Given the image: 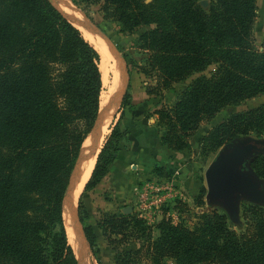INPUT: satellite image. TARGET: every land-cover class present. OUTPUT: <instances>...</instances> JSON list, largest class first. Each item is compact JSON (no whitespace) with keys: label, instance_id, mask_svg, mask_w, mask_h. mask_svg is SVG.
Masks as SVG:
<instances>
[{"label":"trees","instance_id":"trees-1","mask_svg":"<svg viewBox=\"0 0 264 264\" xmlns=\"http://www.w3.org/2000/svg\"><path fill=\"white\" fill-rule=\"evenodd\" d=\"M80 1H102L106 20L117 22L121 34L138 33L135 38L148 51L142 72L155 73L156 94L213 68L209 76L193 79L172 107L155 110L164 147L186 156L194 136L199 151H215L238 137L264 132V102L217 119L227 107L264 94V40L259 48L254 37L258 0H210L209 9L199 0ZM100 26L119 46L110 25ZM99 64L98 50L53 0H0V264H79L68 241L64 199L101 108ZM121 105V118L134 108L127 92ZM205 121H214L213 127L198 134ZM124 131L113 128L85 190L102 181L126 148ZM251 168L264 179V154L251 161ZM155 171L165 175L161 165ZM200 183L198 204L207 193ZM248 213L243 232L217 210L200 214L194 228L163 219L154 240L150 226L134 213L108 214L98 228L122 234L121 242L131 227L154 264L167 259L264 264V208L250 205L246 219ZM80 220L95 249L96 228ZM140 252L124 248L116 264H133ZM98 263L104 264L101 256Z\"/></svg>","mask_w":264,"mask_h":264},{"label":"rangeland","instance_id":"rangeland-1","mask_svg":"<svg viewBox=\"0 0 264 264\" xmlns=\"http://www.w3.org/2000/svg\"><path fill=\"white\" fill-rule=\"evenodd\" d=\"M147 1H150V0H147ZM205 1H206V3H205ZM53 2L69 18H71V16L74 15V12L70 16V14H68L62 8V6H64V5L69 6L72 10L78 12V15L80 18H82V19L86 18L87 20H90L93 24H95L96 26L99 24H102L103 26H109L110 25L111 33L119 41V46L117 44L114 45L115 50L120 56H122L124 58L125 66H126L127 71H128L127 75H129V82H128V87H127L126 92H127V94H129L130 99L132 98V96H136V98H142L146 95V93L154 96V99H156V100H154L155 105H154V108H151L150 115H153L155 110L162 107L163 105H165L166 107H172L175 104V102L178 100V98L180 97L182 91L192 82L193 79H195L199 76H202V75L209 76L211 73V70H213V68H211V69L206 70L204 72L195 73L191 77H189L188 79H186L184 81L174 83L172 85V89L171 88L165 89V90L160 91L159 94H156L155 90L158 87L156 86L157 85V78H156L155 73L153 75H146L142 72L143 68H146L148 65V51L144 48L142 43L137 38H135L138 33H135L133 35L121 34L119 31L120 29H119V25L117 22H115L114 20H106V18L104 16V12L102 10V4H103L102 1L93 2L90 4L83 3L80 0H53ZM199 3L204 9H209L210 0H199ZM59 4H61L62 6ZM78 15H76V16L78 17ZM255 24L257 25L256 27L254 26V37H255V41H256L257 40L256 31H258V29L260 30L258 25L262 24V20L260 19ZM82 29H84V28H82ZM82 29H81V31H82ZM103 43L105 44V48H104L105 53L112 57L110 63L112 64L114 62V60H117L118 62L122 63L121 59L117 55H114L110 52L109 49H111V50L113 49L111 47V45L106 40ZM259 45L260 44L258 42L257 46L260 47L261 45L260 46ZM122 72L125 74V69H124L123 63H122ZM125 84H126V74L121 79L119 77L118 84L116 87H114V90L112 92L111 91L109 92V89L113 88V87H110V88H104L103 87V89H102L101 93L104 95L105 98H108V99L107 100L105 99L107 102H105V100H103L104 102H102V99H101V104H100L101 105V112H102L101 121H102V119H103V121L106 120V118L103 117L104 114L107 115L106 117H107L108 121H107L106 127H105L107 132L105 134L106 136L104 137V141L102 143L101 150L105 146V144H106L108 138L110 137L112 130L115 126L117 127L119 132L121 130L122 131L125 130L123 120L122 119L120 121L118 120V118L120 116H122V112H123L122 105L120 104L121 103L120 99H121V95H122V92L124 90ZM106 96H108V97H106ZM263 100H264V97L259 96V97L253 98L251 100L244 101V102L237 104V105H231V106L227 107L222 113H220L218 115L217 119H219L221 117L227 118L232 113L245 111L247 109L254 108V107L258 106ZM157 103H160L159 106H157ZM155 118H157V115L155 116ZM213 123H214V121L213 122L212 121L203 122L198 134L204 133L207 130H209L211 127H213ZM156 124H157V121H156ZM159 130H161V132H163L162 127H159ZM89 135L86 138L84 144L89 139ZM194 137L191 141L193 144L192 148L190 150L189 149L187 150L186 156H188V157L184 158L185 167H184V164H182V167H181V169H182L181 174L184 173V175H185V177H183V178L181 177V178H182V180L188 182L189 187L185 186V184L183 185L184 181L179 182L180 179L178 178V175H172V173H168L169 179H175V181L178 182L179 185H181L180 187H183V189H181V190L184 191L187 199L184 201L183 200L180 201L179 204L177 205V207H175V209L170 211L172 213V215H175V218L171 217V218H164V219L170 221L171 223H173L175 225L182 224L188 228H194L195 225L199 222L198 216L200 214H203L204 212H211L213 210H217L221 213L227 214V216L229 218L230 225L236 231L243 232L247 228L248 218L250 215L248 213L247 219H246V215H244L245 209L248 208V206H250V205L255 204V205L262 206V204L254 202L253 200L249 199L248 197H246L244 195H238L237 205H238L239 221L235 222L231 218V214H230L229 210L226 208V206L223 205L222 203H219V202L210 201L207 193L204 197L203 203L198 204V199H197L198 190H196L195 186L198 184H201L200 181L202 180L203 183L206 185V188H207L206 171L209 168V166L213 163V161H215V159L219 156V154L221 152L225 151L227 148H230L231 146H233L234 144H236L238 142H243V141H247V140L252 139L256 143H258V145L262 148V151L264 152V132L261 134L253 133V134H250L248 136L238 137V138L224 144L222 147H220L219 149H217L215 151H209V150L199 151L197 143L194 141L195 140ZM125 139L126 138L124 135V138H123V140H121V142L126 143ZM88 145L89 144L87 143V146ZM101 150H100V152H101ZM100 152H99V154H100ZM263 152H260V153L255 152L254 154L250 155L246 159L244 164L242 165V170L248 171V172L253 171L251 168V161L255 157H257L258 155L264 154ZM97 160H98V157H97ZM94 168H95V166H94ZM94 168H93V170H94ZM183 168H185L184 171H183ZM161 176H163V175H161ZM90 177H91V175H90ZM90 177H89V179H90ZM256 179L258 181L262 180L257 175H256ZM95 187L92 189H89V190H85V186H84L83 190L81 191L80 194H77V192L76 193L74 192L73 196L71 194L70 197H68L67 201H66V203H67L66 208L68 210L69 220L66 222V217H65L64 222H65V227H66V231H67L69 244L73 248V252L77 258L78 263L79 264H88L86 262L84 263L82 257H79V253L77 252V241H79V243H80L81 242L80 240L85 238V240L87 241V245H88L87 253H88V257H89V262L92 264H99L98 263V257L99 256L102 257L104 264H116V256L119 252H122L124 248L141 250L140 255H139V259L134 262L135 264H154V262L149 257H147L145 254L146 253V243H144V241L142 239H135L134 238L135 236H133L131 227L128 228V231L126 233L127 237H124L123 241H121V242H120L119 238H122V234L114 233L112 235H109L107 233L108 234L107 235L106 233L103 234L102 231H100V229L98 228V223H99V221H102L108 214H115L117 216H120L123 214H132L133 211H132V213L131 212L130 213L124 212V208H123V207H125L124 204L121 205L119 203H116V204L111 203L114 200V195L109 190L110 188L108 186L107 187L104 186L103 189L100 191H98L97 189L95 190ZM100 200H102V201L104 200V202L102 203ZM80 201L83 205L81 207V209H79ZM64 206H65V203H64ZM262 207L264 208V206H262ZM86 209L89 212L90 218H88V216H87ZM81 218L84 219L85 223H87V224L91 223L97 230L96 232L98 234V242H97L95 249L91 247V245L89 244L88 240L85 237V234L82 230V227H84V225L82 224V226H81V224L79 222V220ZM162 220H160L156 223H153V224L145 223L148 226H150V228H151L152 240H154L159 235L160 230L158 228V224ZM74 224H75V226H74ZM68 226L70 227V229H72L71 233H70V231H68V229H69ZM116 244H117V247H115ZM99 248H100V253H99V255H96V251H98ZM161 264H175V261H174V259H167L166 261L164 260Z\"/></svg>","mask_w":264,"mask_h":264},{"label":"crops","instance_id":"crops-1","mask_svg":"<svg viewBox=\"0 0 264 264\" xmlns=\"http://www.w3.org/2000/svg\"><path fill=\"white\" fill-rule=\"evenodd\" d=\"M260 19L262 24L258 25L260 30L256 31V46L258 42L262 45L264 40V0H258V16L255 23ZM254 26L257 25L254 24ZM261 97H264V94ZM154 100H156L154 96L148 93L142 98L132 96L131 104L134 108L126 112L122 118L121 116L118 118L119 121L123 120L124 128L128 129L129 141L126 142L127 144L123 143L126 148L123 147L120 150L110 172L95 187V190L100 191L104 186H108L114 195V200L111 203L124 204V210L132 205L134 187L144 180L169 178L167 173L177 168L170 173L178 175L179 182L184 181L182 180L185 177L184 173L180 174L182 164L185 167L184 158L186 156L181 152L171 151L161 144L162 132L159 130L160 126L158 127L156 124V114L150 115L151 108H154L152 106ZM263 102L264 100L259 105ZM107 121L106 118V123ZM157 165L164 167V176H159L155 171ZM184 170L185 168H183ZM184 182L183 185L189 187L188 182ZM100 201L104 202V200Z\"/></svg>","mask_w":264,"mask_h":264},{"label":"water","instance_id":"water-1","mask_svg":"<svg viewBox=\"0 0 264 264\" xmlns=\"http://www.w3.org/2000/svg\"><path fill=\"white\" fill-rule=\"evenodd\" d=\"M64 15L66 16L65 13ZM67 18L79 29L84 28L90 31L95 36L96 39L101 38V40H106L113 48L112 50L109 49L110 52L114 55H117L121 59L124 69H125V74H126V84H125V87H124V90L122 92L121 99H120L122 103L123 96L125 95L127 87H128L129 75H127L128 71L125 66L124 58L120 56L115 50L114 45L116 43L114 42L112 36L108 34L106 31H104V29L101 28L100 24L96 26L90 20H87L86 18L82 19L79 16L77 17L76 15H72L71 18L69 17ZM100 59H101V54H100ZM101 118H102V112L100 108L98 118L96 120V123L92 131L90 132L89 138L90 137L91 139L97 138L98 133H99L98 126H99ZM84 147L85 145H83L81 148L79 157L77 159L76 165L74 167V170H73V173L70 179L68 189L66 191L64 201L69 196V193L71 189L73 188V184H74L73 182H74L75 176L79 174L80 172V168L82 165V159H83L82 155L84 152ZM255 152L260 153L263 151H262V148L258 145V143H256L254 140L250 139L247 141L238 142L234 144L233 146H231L230 148H227L225 151L221 152L219 156L215 159V161H213V163L209 166V168L206 171L208 198L212 202H219L225 205L231 214V218L235 222L239 221L238 205H237L238 195H244L248 197L249 199L253 200L254 202H257L264 206V187H263L264 179H262L261 181H258L256 179L257 174L253 172L254 171L253 169H252L253 171L251 172L242 170V165L244 164L246 159L250 155L254 154ZM132 211H133L132 206H129L125 208L124 210V212H127V213H130V212L132 213ZM79 222L82 226L81 220H79ZM82 230L84 232V227H82Z\"/></svg>","mask_w":264,"mask_h":264},{"label":"bare ground","instance_id":"bare-ground-1","mask_svg":"<svg viewBox=\"0 0 264 264\" xmlns=\"http://www.w3.org/2000/svg\"><path fill=\"white\" fill-rule=\"evenodd\" d=\"M59 5H61V4H59ZM62 8L68 14H70V16H71V14H73V12H74V15H78V12L72 10L69 6L64 5V6H62ZM82 32L84 34V37L87 40H89L91 42V44H93L95 46V48L100 52L101 60H100L99 66H100V70H101V74H102L103 87L104 88L113 87V88L109 89V92L110 91L112 92L114 90V87H116L118 84L119 77L121 79V78H123V76H125V74L122 72V63L118 62L117 60H114V62L112 64L110 63L112 57L105 53V50H104L105 44L103 43V42H105V40H101L99 37H98L99 39H96L95 36L90 31H88L86 29H82ZM106 97H108V96H106ZM101 99H102V102H104L103 100H105V99L107 100L108 98H105L104 95L101 94ZM106 100H105V102H107ZM106 116L107 115L104 114L103 117L107 118ZM105 123H106V120H104V121H103V119H102V121L100 120V123L98 126L99 127V133H98L97 138L91 139V137H90L86 141V143L84 144L85 147H84V152L82 155L83 159H82V165L80 168V172L74 178L73 188L71 189L68 197H70L71 194L73 196L74 192L75 193L77 192V194H80L81 191L83 190V187L85 186L86 182L88 181V179H89V177L93 171V168L96 164L97 157L99 155L102 143L104 141V137L106 136L105 134L107 131L105 129ZM87 143L89 144L88 146H87ZM67 198L64 201V203H65L64 218L66 217V222L69 220L68 210L66 208ZM74 226H75V224H74ZM68 228H69L68 231H70V233H71L72 229H70L69 226H68ZM80 241H81L80 243H79V241H77V252L79 253V257H82L84 263L86 262L88 264H92L89 262V257H88V253H87V250H88L87 241L85 240V238L81 239Z\"/></svg>","mask_w":264,"mask_h":264},{"label":"built area","instance_id":"built-area-1","mask_svg":"<svg viewBox=\"0 0 264 264\" xmlns=\"http://www.w3.org/2000/svg\"><path fill=\"white\" fill-rule=\"evenodd\" d=\"M166 179L144 180L133 189V213L147 224L175 218L170 211L187 199L181 190L183 187L175 179Z\"/></svg>","mask_w":264,"mask_h":264}]
</instances>
